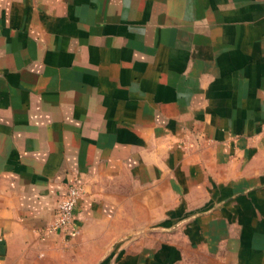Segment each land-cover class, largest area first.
Returning <instances> with one entry per match:
<instances>
[{"label":"crops","instance_id":"1","mask_svg":"<svg viewBox=\"0 0 264 264\" xmlns=\"http://www.w3.org/2000/svg\"><path fill=\"white\" fill-rule=\"evenodd\" d=\"M0 264H264V0H0Z\"/></svg>","mask_w":264,"mask_h":264},{"label":"built area","instance_id":"2","mask_svg":"<svg viewBox=\"0 0 264 264\" xmlns=\"http://www.w3.org/2000/svg\"><path fill=\"white\" fill-rule=\"evenodd\" d=\"M82 194L83 188L80 183L72 179L66 182L64 193L56 202L54 216L46 232L64 231L72 226L73 211Z\"/></svg>","mask_w":264,"mask_h":264},{"label":"rangeland","instance_id":"3","mask_svg":"<svg viewBox=\"0 0 264 264\" xmlns=\"http://www.w3.org/2000/svg\"><path fill=\"white\" fill-rule=\"evenodd\" d=\"M112 242V241H111ZM111 244V243H110ZM115 244V242H113L112 243V245H114ZM93 258H95V257H90V256H85V261H86V263H87V260L89 259V260H91V259H93Z\"/></svg>","mask_w":264,"mask_h":264}]
</instances>
